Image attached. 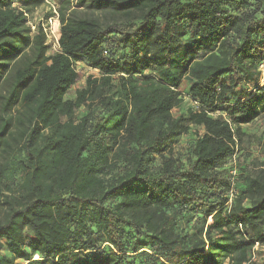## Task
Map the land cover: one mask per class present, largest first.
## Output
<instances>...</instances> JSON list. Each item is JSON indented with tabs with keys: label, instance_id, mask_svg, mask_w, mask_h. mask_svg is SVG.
<instances>
[{
	"label": "trees",
	"instance_id": "trees-1",
	"mask_svg": "<svg viewBox=\"0 0 264 264\" xmlns=\"http://www.w3.org/2000/svg\"><path fill=\"white\" fill-rule=\"evenodd\" d=\"M43 4L0 0V264H255L264 0H64L48 65Z\"/></svg>",
	"mask_w": 264,
	"mask_h": 264
},
{
	"label": "rangeland",
	"instance_id": "rangeland-1",
	"mask_svg": "<svg viewBox=\"0 0 264 264\" xmlns=\"http://www.w3.org/2000/svg\"><path fill=\"white\" fill-rule=\"evenodd\" d=\"M63 1L64 0H44V4L28 16V22L29 25L32 26V30L34 25L41 24L44 28V32L46 33L48 50L42 60L43 64L48 65L53 54L59 51L57 40L59 38L60 26L56 16V10ZM75 70L76 84L68 93V98L74 97L75 90L83 86L84 81L88 75H97L96 71L89 69L82 63L76 64ZM261 70L262 80L264 82V65L261 66ZM188 86L189 84L187 82H183L180 88V92L184 99V105L181 110L175 109L172 111V115L174 117H178L186 109H196L195 106L188 100ZM243 131L251 135V138L245 139L243 141L241 151L238 153L235 160H233L231 163L229 162V165L233 167H238L242 164L251 165V163L264 165V115L257 119L253 124L243 127ZM200 133V129L193 128L191 134L188 137L181 138L179 142L174 146V151L176 153L183 154L190 139L194 138ZM254 249L255 250L252 256V261L255 262V264H259L264 261V245L255 246ZM17 263L21 264L20 262Z\"/></svg>",
	"mask_w": 264,
	"mask_h": 264
}]
</instances>
